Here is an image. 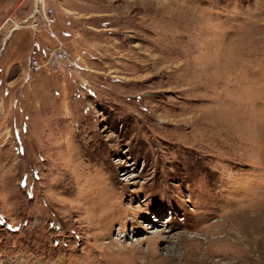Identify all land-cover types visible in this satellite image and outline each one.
<instances>
[{
  "label": "rangeland",
  "instance_id": "1",
  "mask_svg": "<svg viewBox=\"0 0 264 264\" xmlns=\"http://www.w3.org/2000/svg\"><path fill=\"white\" fill-rule=\"evenodd\" d=\"M0 264H264V0H0Z\"/></svg>",
  "mask_w": 264,
  "mask_h": 264
},
{
  "label": "built area",
  "instance_id": "2",
  "mask_svg": "<svg viewBox=\"0 0 264 264\" xmlns=\"http://www.w3.org/2000/svg\"><path fill=\"white\" fill-rule=\"evenodd\" d=\"M41 2H42V0H38V4L41 3ZM43 5H44V4H43ZM39 6H40V5H38V6H37L38 9L35 10V11H36V12H35V15H36V16H41V15H40V11H39V10H40V9H39ZM43 11H44L43 15H44L46 21H47L48 23L53 22L54 17H52V12H53L52 9H51V8H48V7H45V10H43ZM64 57H65L64 54L54 53L53 56L51 55V57L49 58V60H50L51 64L54 65V64L57 63L58 61L62 60ZM33 62H34V63H33V66L37 67V66H38L37 62H36L35 60H34ZM70 65H71V62L68 63V66H70Z\"/></svg>",
  "mask_w": 264,
  "mask_h": 264
},
{
  "label": "bare ground",
  "instance_id": "3",
  "mask_svg": "<svg viewBox=\"0 0 264 264\" xmlns=\"http://www.w3.org/2000/svg\"><path fill=\"white\" fill-rule=\"evenodd\" d=\"M38 2V0H36Z\"/></svg>",
  "mask_w": 264,
  "mask_h": 264
},
{
  "label": "water",
  "instance_id": "4",
  "mask_svg": "<svg viewBox=\"0 0 264 264\" xmlns=\"http://www.w3.org/2000/svg\"><path fill=\"white\" fill-rule=\"evenodd\" d=\"M13 29H15V28H13ZM13 29H12V30H13Z\"/></svg>",
  "mask_w": 264,
  "mask_h": 264
}]
</instances>
